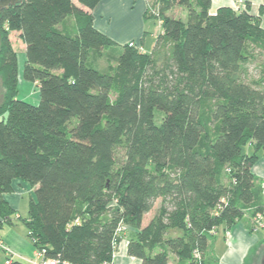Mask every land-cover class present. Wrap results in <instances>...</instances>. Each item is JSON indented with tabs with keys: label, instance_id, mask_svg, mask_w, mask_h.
I'll use <instances>...</instances> for the list:
<instances>
[{
	"label": "trees",
	"instance_id": "trees-1",
	"mask_svg": "<svg viewBox=\"0 0 264 264\" xmlns=\"http://www.w3.org/2000/svg\"><path fill=\"white\" fill-rule=\"evenodd\" d=\"M101 1L23 0L0 13V222L14 214L3 197L20 180L37 187L24 223L47 259L114 264L126 241L141 264H210L219 231L264 216L253 171L264 152V72L249 70L264 53L262 15L249 4L212 13V0H158L153 50L123 45L102 73L92 53L116 43L94 27L89 11ZM176 7L186 23L168 15ZM69 19L75 28L62 30ZM10 32L25 45L22 76L38 87L37 105L18 99Z\"/></svg>",
	"mask_w": 264,
	"mask_h": 264
},
{
	"label": "crops",
	"instance_id": "crops-1",
	"mask_svg": "<svg viewBox=\"0 0 264 264\" xmlns=\"http://www.w3.org/2000/svg\"><path fill=\"white\" fill-rule=\"evenodd\" d=\"M131 1L132 3L135 2V4L140 2V20L135 25L133 33L131 32L133 25L121 27L123 22L119 21L120 16H118V14L119 12L122 13L124 8V6H122L123 0H102L95 10L89 11L94 17V27L115 43L121 45V47L128 43L136 42L137 44H142L145 53H150L155 46L156 40H154L149 50L145 49L146 33L144 32L145 27L141 19L147 12V2L146 0ZM245 2L250 4V12L252 15L257 17L260 14L262 15V27L264 28V0H245ZM234 5H237L241 10L246 6V4H240L239 0H212L211 11L215 13L221 7L234 9ZM125 7L129 9L127 5ZM114 19H117L120 27L115 33L112 32V28L109 26ZM71 23H73V21ZM68 25L69 24L62 25L61 29L66 31ZM70 28L73 29L75 26L71 24ZM260 157L261 159L254 167L253 171L258 179L261 180V187L264 188V154L263 156L260 155ZM36 189L37 187H32L26 182L16 180L13 183V191L5 194L3 197L6 204L14 212L9 221L4 223L0 222V240L4 243L6 248L9 249L10 256H12V264H29L28 260L34 258L36 248L29 236V231L24 220L29 217L30 204L31 201L35 199ZM245 218L246 223L240 221L229 233H225L224 230L221 231L223 235L221 237L224 239L223 249H218V244L220 243L218 234L213 238V241H210L209 249L213 255L209 258L206 256L207 262L210 264H225V262H228L227 264L246 263L249 251L258 248L262 244V241L255 236V233L258 232L252 233L250 231V218L245 216L243 219ZM149 221L145 222L144 220V225H147ZM213 248H215L217 255L214 254ZM8 258L9 253L0 247V264H6ZM114 264H141V262L127 255V242L123 241L118 252L115 254Z\"/></svg>",
	"mask_w": 264,
	"mask_h": 264
},
{
	"label": "rangeland",
	"instance_id": "rangeland-1",
	"mask_svg": "<svg viewBox=\"0 0 264 264\" xmlns=\"http://www.w3.org/2000/svg\"><path fill=\"white\" fill-rule=\"evenodd\" d=\"M130 1V4H129ZM135 1V0H134ZM147 2V15H149V19H146L143 15L142 22L144 24V32L146 33L145 35V49L149 50L151 48L152 43H154V40L157 39V37L163 32V25L162 21L160 18V15H162L161 10L158 5V0H146ZM237 3V2H236ZM240 4H248V2H245V0H239ZM128 6L129 9H127L125 6ZM139 5L140 2H137L135 4L132 3L131 0H123L122 6H124L122 13L119 12L118 16H120L119 21L123 22L121 27L123 26H130L133 25V28L131 32L133 33L135 29V25L139 22ZM250 5V4H249ZM234 9H239L237 5L233 6ZM240 10V9H239ZM168 15L175 17L176 19L181 20L182 22H187L188 20V10L185 7H176L172 11L168 13ZM72 19H69L67 21L68 26L71 27V24L75 26L74 23H71ZM110 28H112V32L115 33L117 30L120 29L117 19H114L111 22V25H109ZM107 29V28H106ZM130 31V30H129ZM9 40L11 42V45L15 52L18 55V61H19V77H18V99L27 103H30L32 105H37L40 101V95H39V90L38 87L35 84L27 83L23 80V66L25 64V45L20 37V34L18 32H10L9 33ZM136 46H139L136 42H132ZM141 47V46H139ZM143 47V46H142ZM140 49V48H139ZM143 49V48H142ZM122 47L121 45L117 44L114 45L110 50L104 51L103 56L100 57L97 55L95 52L92 53L89 66L97 71H100L102 73H108L109 71V65H117L118 58L121 54ZM144 51V50H143ZM258 62L252 64L250 66V75L253 76L254 78H259L261 75V72H264V53L262 52L260 56L258 57ZM7 88L4 85V80L0 74V107L5 103L6 96H7ZM212 105L213 103L211 102H205L204 103V108L202 112V118L204 122L207 124L208 130L212 135L215 134L216 128L214 123L211 122V114H212ZM244 152L247 154L252 153V148L250 146L246 147L244 149ZM264 152L262 151L260 153L261 156H263ZM260 161V160H259ZM261 187V185H260ZM160 205V201L157 202L156 207L158 208ZM155 210L148 214L145 217V222L149 221L153 216H154ZM250 218V231L252 233H255V229L258 227V220L256 217L249 216ZM242 223H246V218L241 220ZM239 224V223H238ZM237 224V225H238ZM262 224L264 225V220H262ZM259 239H261L262 244L258 248L251 249L247 255L246 258V263L245 264H255L257 261H261L263 254H264V227L260 228L258 230V233H255ZM227 235V234H226ZM222 232L220 231L218 233V240L220 243L218 244V249H223L224 247V239H222ZM213 241V239L211 240ZM214 249V250H213ZM214 254H216L215 248H213ZM218 251V250H217ZM212 252L210 249L207 252V257L209 258L210 256L212 257ZM217 255V254H216ZM228 262H225L227 264ZM222 264V263H220Z\"/></svg>",
	"mask_w": 264,
	"mask_h": 264
},
{
	"label": "built area",
	"instance_id": "built-area-1",
	"mask_svg": "<svg viewBox=\"0 0 264 264\" xmlns=\"http://www.w3.org/2000/svg\"><path fill=\"white\" fill-rule=\"evenodd\" d=\"M130 47H135V44L130 43ZM138 47V46H136ZM140 51L142 52L143 49L141 47ZM256 219L258 220V227L254 230L255 232H258V230L260 228H263L264 225L262 224V220H264V216L259 214L256 216ZM0 247L3 248L5 251H7V253H9V258L6 261V264H12V256H10V251L9 249L6 248V246L4 245V243L0 240ZM198 257V259H200V256L197 254L196 255ZM29 264H68V263H64L61 262L60 260H56V259H47L44 255L43 251L37 250L35 251L34 254V258L32 260H28Z\"/></svg>",
	"mask_w": 264,
	"mask_h": 264
},
{
	"label": "water",
	"instance_id": "water-1",
	"mask_svg": "<svg viewBox=\"0 0 264 264\" xmlns=\"http://www.w3.org/2000/svg\"><path fill=\"white\" fill-rule=\"evenodd\" d=\"M23 0H0V13L3 10H7L10 7L18 6L22 3ZM260 264H264V254L260 261Z\"/></svg>",
	"mask_w": 264,
	"mask_h": 264
},
{
	"label": "flooded vegetation",
	"instance_id": "flooded-vegetation-1",
	"mask_svg": "<svg viewBox=\"0 0 264 264\" xmlns=\"http://www.w3.org/2000/svg\"><path fill=\"white\" fill-rule=\"evenodd\" d=\"M255 264H260V262H259V261H257Z\"/></svg>",
	"mask_w": 264,
	"mask_h": 264
}]
</instances>
